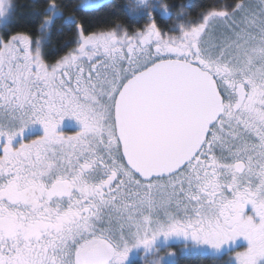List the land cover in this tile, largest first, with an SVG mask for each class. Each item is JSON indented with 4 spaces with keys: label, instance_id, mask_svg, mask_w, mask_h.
Here are the masks:
<instances>
[{
    "label": "snow or ice",
    "instance_id": "snow-or-ice-1",
    "mask_svg": "<svg viewBox=\"0 0 264 264\" xmlns=\"http://www.w3.org/2000/svg\"><path fill=\"white\" fill-rule=\"evenodd\" d=\"M76 19L51 61L39 34L0 33V264H125L174 236L243 237L237 264H264V0L179 35L151 10L132 31Z\"/></svg>",
    "mask_w": 264,
    "mask_h": 264
},
{
    "label": "trees",
    "instance_id": "trees-1",
    "mask_svg": "<svg viewBox=\"0 0 264 264\" xmlns=\"http://www.w3.org/2000/svg\"><path fill=\"white\" fill-rule=\"evenodd\" d=\"M133 0H107L90 9L77 7V0H56L58 13L50 23L44 26L45 19L50 15L48 0H9L7 20L0 27V33L9 36L12 32L28 31L39 34L41 52L46 60H54L57 55L76 44L77 17L88 30H99L117 23L123 24L129 31L141 28L149 19V10L156 14L157 10L165 9L162 3L169 5L175 13L169 23L158 25L162 31L172 33L176 17L182 15L185 20L197 19L203 10L229 2V0H150L146 8L132 6ZM129 9H135L132 13ZM173 13V14H174ZM156 18V17H155ZM157 20V19H156ZM178 22V20H177ZM43 24V28L40 25ZM132 264H141L134 262ZM171 264H227L222 259L198 253L180 254Z\"/></svg>",
    "mask_w": 264,
    "mask_h": 264
},
{
    "label": "rangeland",
    "instance_id": "rangeland-1",
    "mask_svg": "<svg viewBox=\"0 0 264 264\" xmlns=\"http://www.w3.org/2000/svg\"><path fill=\"white\" fill-rule=\"evenodd\" d=\"M107 0H94V6H98L102 2ZM150 0H133L132 6L136 8H146L147 4ZM9 0H0V25L7 20L8 17V10H9ZM58 13V8H50V15L51 20L53 17ZM48 16V17H49ZM200 17V16H199ZM199 17L195 20H185L183 16L176 17V24L174 25L172 35H179L182 31V27H187L192 24H195ZM178 20V22H177ZM48 23H44V26L48 25ZM72 124L80 126L76 121H68ZM65 123V122H64ZM41 129V128H40ZM42 130V129H41ZM79 130V129H78ZM75 127L71 124H64L60 131L70 135L74 134V132L78 131ZM34 135L31 133V136ZM30 138L26 135L25 137ZM161 239V238H160ZM249 247L248 241L241 237L238 238L234 243L230 245L223 246L220 250H215L210 246L198 244L191 239L184 237H173L171 239L166 240H159L153 244L151 248L146 249L144 246H137L130 250V253L136 251L133 255L139 258V262L141 264H171L174 262L176 257L180 254H187V253H198L200 255H209L215 257L217 259H222V261L226 262L227 264H237L235 260V253L238 251H244ZM129 253V254H130Z\"/></svg>",
    "mask_w": 264,
    "mask_h": 264
},
{
    "label": "flooded vegetation",
    "instance_id": "flooded-vegetation-1",
    "mask_svg": "<svg viewBox=\"0 0 264 264\" xmlns=\"http://www.w3.org/2000/svg\"><path fill=\"white\" fill-rule=\"evenodd\" d=\"M225 3H228V2H223V3H221L220 5H223V4H225ZM217 4V1L213 4V6L212 7H210V8H213V7H215V8H219V6L220 5H216ZM174 12L172 11V9L171 8H167V9H160V10H157V12H156V14H155V17H156V19H157V23H158V25L160 24V22H162V23H169V21H171L172 20V18L173 17H175V13L173 14ZM160 21V22H159ZM64 124H71L73 127H75L77 130L79 129V127L80 126H77V125H75V124H72L71 122H68L67 120L65 121V123ZM41 127L39 126V125H37V126H35V128H34V130L33 131H31L30 133H28L27 134V136L29 137V136H31V133H33L34 135H39V134H42V130L40 129ZM70 135H72V134H70ZM175 237V236H174ZM171 238H173V237H171ZM171 238H168V239H171ZM159 240H166V239H164V238H158L155 242H157V241H159ZM189 240V239H188ZM154 242V243H155ZM153 246V245H152ZM136 253V251L135 252H133V253H130L129 254V256H128V258L126 259V262H125V264H132V263H134V262H139V258H137V256H134L133 257V255Z\"/></svg>",
    "mask_w": 264,
    "mask_h": 264
}]
</instances>
